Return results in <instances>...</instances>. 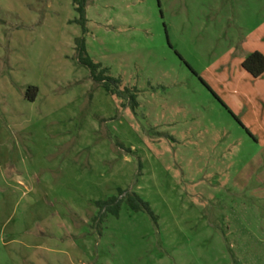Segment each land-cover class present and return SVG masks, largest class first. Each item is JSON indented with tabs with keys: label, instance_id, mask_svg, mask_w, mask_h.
Masks as SVG:
<instances>
[{
	"label": "rangeland",
	"instance_id": "rangeland-1",
	"mask_svg": "<svg viewBox=\"0 0 264 264\" xmlns=\"http://www.w3.org/2000/svg\"><path fill=\"white\" fill-rule=\"evenodd\" d=\"M76 18L0 0V264H264V78L238 57L264 0H87L86 54L134 110L77 63ZM118 190L154 219L96 206Z\"/></svg>",
	"mask_w": 264,
	"mask_h": 264
},
{
	"label": "trees",
	"instance_id": "trees-1",
	"mask_svg": "<svg viewBox=\"0 0 264 264\" xmlns=\"http://www.w3.org/2000/svg\"><path fill=\"white\" fill-rule=\"evenodd\" d=\"M77 18L73 21L80 27L81 36L74 39V55L77 63L89 72L92 83L102 87L104 92L114 98L127 101L131 109L137 107L136 89L134 87L124 86L119 78L109 75V70L103 68L99 63L93 62L86 54L85 35L87 34L86 4L87 0H72ZM241 69L252 78L257 79L264 74V56L254 52L248 55L241 63ZM37 89L35 87H27L24 98L27 102L32 103L35 100ZM121 197V198H120ZM124 201L126 205L133 211H146L153 219L147 204L143 203L134 193L118 190V197L111 198L105 202H97L96 206L104 212H109L117 216L119 207Z\"/></svg>",
	"mask_w": 264,
	"mask_h": 264
},
{
	"label": "crops",
	"instance_id": "crops-1",
	"mask_svg": "<svg viewBox=\"0 0 264 264\" xmlns=\"http://www.w3.org/2000/svg\"><path fill=\"white\" fill-rule=\"evenodd\" d=\"M255 43L256 45L253 43L255 45L254 46V45H250V43H248L247 40H242L240 42L241 46L238 49V57L240 58V60L243 61L248 55L254 52L260 53L261 55L264 56V35H261V37L258 40H255ZM243 72L246 73L245 71ZM260 78H264V74L257 79H260ZM56 249H59V248H56ZM85 251L86 250L84 249L83 246H81V248L80 247L77 248V250H75V255L69 256V259L67 260V264H90L88 254H86ZM51 252L56 253V251H53V250H51Z\"/></svg>",
	"mask_w": 264,
	"mask_h": 264
}]
</instances>
